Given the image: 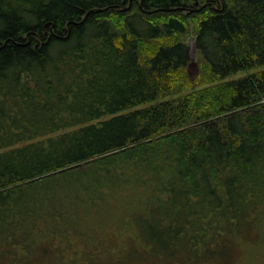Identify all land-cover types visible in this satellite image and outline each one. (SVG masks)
Segmentation results:
<instances>
[{
  "label": "trees",
  "instance_id": "trees-1",
  "mask_svg": "<svg viewBox=\"0 0 264 264\" xmlns=\"http://www.w3.org/2000/svg\"><path fill=\"white\" fill-rule=\"evenodd\" d=\"M128 1L0 0V264H236L264 232V0Z\"/></svg>",
  "mask_w": 264,
  "mask_h": 264
},
{
  "label": "rangeland",
  "instance_id": "rangeland-1",
  "mask_svg": "<svg viewBox=\"0 0 264 264\" xmlns=\"http://www.w3.org/2000/svg\"><path fill=\"white\" fill-rule=\"evenodd\" d=\"M193 26V25H192ZM189 48V56H190V65L195 64L190 69V73L192 76H197L200 67H201V52L196 44V34L194 33V29L192 27L190 33L186 37L185 41ZM247 73L242 72L240 74L234 75L231 78H238L240 76H244ZM118 222V221H117ZM111 227V226H109ZM123 229L111 228L110 232L107 231L106 236L117 239L120 244H124L127 238V232H121ZM257 230L254 231L256 233ZM261 233L259 237L256 238V241H251L250 239H246L241 247L239 246L238 252H236V264H264V232ZM129 264H140V263H129ZM235 264V263H234Z\"/></svg>",
  "mask_w": 264,
  "mask_h": 264
},
{
  "label": "flooded vegetation",
  "instance_id": "flooded-vegetation-1",
  "mask_svg": "<svg viewBox=\"0 0 264 264\" xmlns=\"http://www.w3.org/2000/svg\"><path fill=\"white\" fill-rule=\"evenodd\" d=\"M132 0H129L128 5L130 7V3ZM221 5H224V0H219ZM215 3L213 2V0H187V8H188V12H192V11H201L204 7L207 8L209 6H213L215 8H217L216 5H214Z\"/></svg>",
  "mask_w": 264,
  "mask_h": 264
},
{
  "label": "water",
  "instance_id": "water-1",
  "mask_svg": "<svg viewBox=\"0 0 264 264\" xmlns=\"http://www.w3.org/2000/svg\"><path fill=\"white\" fill-rule=\"evenodd\" d=\"M194 65H195V64H191V65H190V68H191L192 66H194Z\"/></svg>",
  "mask_w": 264,
  "mask_h": 264
},
{
  "label": "bare ground",
  "instance_id": "bare-ground-1",
  "mask_svg": "<svg viewBox=\"0 0 264 264\" xmlns=\"http://www.w3.org/2000/svg\"><path fill=\"white\" fill-rule=\"evenodd\" d=\"M187 35H188V34H187ZM187 35H186V36H187ZM142 107H143V106H142Z\"/></svg>",
  "mask_w": 264,
  "mask_h": 264
}]
</instances>
